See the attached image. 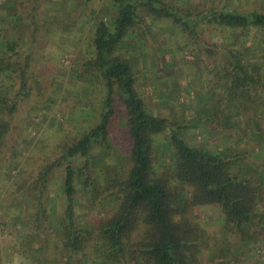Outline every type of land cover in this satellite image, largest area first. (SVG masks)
<instances>
[{
    "label": "trees",
    "instance_id": "obj_1",
    "mask_svg": "<svg viewBox=\"0 0 264 264\" xmlns=\"http://www.w3.org/2000/svg\"><path fill=\"white\" fill-rule=\"evenodd\" d=\"M189 2L109 0L82 62L102 93L96 122L64 133L60 142L43 134L39 143L52 146V158L36 175L20 171L0 199L2 206L13 199L0 210L23 221L27 242L21 248L33 264H55L53 258L59 264H264L260 255L247 260L264 253V15L214 6L193 14ZM8 5L17 35L22 19L14 3ZM162 21L197 40L207 31L235 42L208 49L221 61L213 77L219 91L207 116L217 140L228 136V146L189 141L192 124L154 115L138 94L125 53ZM6 35L0 43V151L19 103L41 92L29 65L34 52L22 55L16 36ZM114 118L128 140L123 163L110 162L117 145ZM202 128L210 129L206 123ZM248 128L249 140L258 144L252 148L244 138ZM243 141L248 150L239 151ZM93 212L110 215L91 220Z\"/></svg>",
    "mask_w": 264,
    "mask_h": 264
},
{
    "label": "rangeland",
    "instance_id": "obj_2",
    "mask_svg": "<svg viewBox=\"0 0 264 264\" xmlns=\"http://www.w3.org/2000/svg\"><path fill=\"white\" fill-rule=\"evenodd\" d=\"M172 1L177 5L182 2ZM9 2L14 3L22 19V29L17 31V35L11 32L12 19L8 16L13 12H9ZM0 4V43L6 33V36H16L22 55H26L28 50L34 52L29 65L41 85L39 97L31 95L19 103L20 110L13 118L11 131L0 151L1 199L20 171L36 175L45 165V160L52 158V146L42 147L39 143L43 134L50 137V143L54 138L60 142L66 139L64 133L73 134L77 126L91 127L96 122L97 103L102 93L95 81L85 76L82 62L90 57L94 27L107 17L109 0H0ZM189 5L193 14L196 10L214 6L241 14L255 12L264 15V0H190ZM2 17L8 20L3 22ZM203 33L205 37L197 40L170 21L155 22L150 34L143 37V42L136 40L135 49L127 50L125 56L132 61L136 89L151 113L192 124L185 135L189 141L209 146L218 143L223 148L229 145L230 139L224 136L217 140L213 133L217 126L210 125L212 119L207 112L219 91L213 77L221 55L215 52L210 55L208 49L212 50V45L220 47L235 42L225 36L218 37L207 31ZM251 44L249 40L247 46L252 50ZM262 91L259 98L264 100ZM205 123L210 127L208 132L202 128ZM110 130L117 142L110 162L123 163L127 159L124 148L126 151L128 140L118 118H114ZM249 131L250 128L245 137L242 136L252 148L258 144L249 140ZM157 141L163 142L164 138ZM237 145L239 151L247 149L245 141ZM54 179L55 183L49 189L52 194L59 186L56 182L59 174ZM12 201L5 200V205ZM5 205L1 204L0 208ZM4 211L0 210V219L3 217L0 220V264H33L31 257L26 255L28 252L21 248L24 240L27 242L23 221L15 223L9 217L15 215L13 211L5 215ZM109 215L93 212L89 219L99 220ZM194 221L199 225L202 223L198 218ZM258 255L263 261L264 253L249 254L247 260ZM52 261L59 264L57 258ZM36 264H45V260Z\"/></svg>",
    "mask_w": 264,
    "mask_h": 264
}]
</instances>
